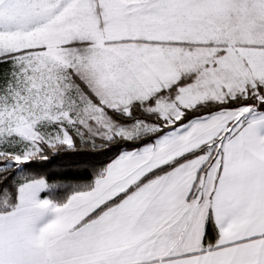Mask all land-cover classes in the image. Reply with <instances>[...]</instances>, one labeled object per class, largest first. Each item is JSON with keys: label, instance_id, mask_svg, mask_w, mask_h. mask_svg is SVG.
I'll return each mask as SVG.
<instances>
[{"label": "snow or ice", "instance_id": "1", "mask_svg": "<svg viewBox=\"0 0 264 264\" xmlns=\"http://www.w3.org/2000/svg\"><path fill=\"white\" fill-rule=\"evenodd\" d=\"M0 264H264V0H0Z\"/></svg>", "mask_w": 264, "mask_h": 264}]
</instances>
